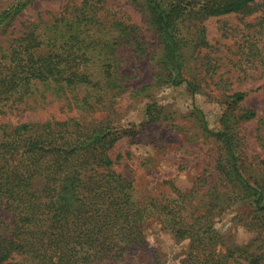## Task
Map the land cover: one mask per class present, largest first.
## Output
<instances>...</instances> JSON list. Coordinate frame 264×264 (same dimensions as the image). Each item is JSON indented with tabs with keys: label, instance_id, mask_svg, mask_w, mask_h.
<instances>
[{
	"label": "rangeland",
	"instance_id": "rangeland-1",
	"mask_svg": "<svg viewBox=\"0 0 264 264\" xmlns=\"http://www.w3.org/2000/svg\"><path fill=\"white\" fill-rule=\"evenodd\" d=\"M87 6L94 15L88 28L109 41L118 37L114 24L133 27L112 55H101L92 47L86 53L94 60L87 64V72L97 78L105 71L103 60L114 59L122 87L87 89L90 107L86 108L69 102L73 92L75 100L82 101L84 87L65 95L37 86L25 104L0 117V124L67 122L111 137L123 134L107 151L110 169L134 184L139 201L164 204L193 190L192 205L198 208L210 192L219 190L227 194L220 201L225 207L216 209L204 227L216 235L215 253L233 254L235 264H247L240 254H255L256 246L263 254L264 227L257 216L264 219V212L254 214V194L235 197L229 179L219 170L226 148L205 128L221 132L224 116L231 115L241 174L264 191V0H255L250 14L184 20L179 59L174 63L168 61L146 0H0V51L39 22L51 25L60 15L69 19L74 10ZM7 11L10 15H5ZM94 36L90 40L96 41ZM165 64L174 70L170 72ZM236 93H245V98L231 104ZM247 110L257 117L240 119ZM12 220L10 213L0 211V226L9 230ZM142 233L145 245L132 253L138 264L153 257L164 264H180L187 254L189 240H176L156 219L148 220Z\"/></svg>",
	"mask_w": 264,
	"mask_h": 264
},
{
	"label": "trees",
	"instance_id": "trees-1",
	"mask_svg": "<svg viewBox=\"0 0 264 264\" xmlns=\"http://www.w3.org/2000/svg\"><path fill=\"white\" fill-rule=\"evenodd\" d=\"M254 2L146 0L169 63L179 59L183 41L180 25L184 20L250 14ZM86 8L74 10L69 19L60 15L51 25L39 22L13 40L7 50L0 51V117L25 104L37 86L65 95L72 94L70 90L77 86L84 87L86 96L82 101L75 100L73 92L69 102L86 108L90 107L87 89L92 92L95 88L103 91L122 87L114 59L103 60L107 62L105 71L97 78L87 72V64L94 60L86 53L92 47L99 49L101 55H112L115 45L133 27L114 24L117 41H109L88 28L94 15ZM5 13L10 15L9 11ZM62 22L66 25L62 26ZM40 24L45 25L44 29ZM94 35L96 41L90 40ZM169 70L174 68L169 66ZM244 98L245 93H236L231 104ZM230 117L224 116L221 132H210L207 128L205 132L226 148L219 170L229 179L235 197L254 194V214L258 215L259 211L264 212V191L249 184L241 174ZM256 117L255 111L247 110L240 119ZM94 132L67 122L0 124V211L10 213L13 219L9 230L8 226H0V264H138L132 253L144 247L142 227L150 219L170 229L176 240H189L187 254L180 264L236 263L233 254L215 253L216 235L204 229L211 214L225 207L220 201L227 194L214 189L198 208L192 205L191 198L196 194L193 190L178 193L176 199L164 204L154 200L141 202L134 184L110 169L112 161L107 151L123 134L111 137L104 131ZM257 218L264 227L263 217ZM255 248V254H240L247 264L264 260L262 248ZM147 264L164 261L153 257Z\"/></svg>",
	"mask_w": 264,
	"mask_h": 264
}]
</instances>
